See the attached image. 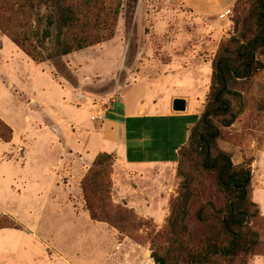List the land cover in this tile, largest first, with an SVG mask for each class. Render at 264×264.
Returning <instances> with one entry per match:
<instances>
[{
  "label": "rangeland",
  "instance_id": "1",
  "mask_svg": "<svg viewBox=\"0 0 264 264\" xmlns=\"http://www.w3.org/2000/svg\"><path fill=\"white\" fill-rule=\"evenodd\" d=\"M116 2L83 0L79 9L84 18L76 32L98 42L52 57L56 36L62 37L65 29L54 24L50 38L42 32L47 17L56 12L46 3L32 7L23 0H0V22L23 33L34 29L32 40L45 56L41 63L33 61L0 30V120L13 131L11 140L0 138V264H155L152 253L167 248L157 234L177 196L178 162L134 169L111 156L99 172L94 201L95 213L105 221L92 220L79 184L68 183L59 164L66 127L51 119L61 128L57 134L46 117L56 112L66 121L85 119L90 111L79 100L85 96L131 106L152 90L159 92L158 102L171 94L205 102L220 36L201 28L207 25L203 17L229 24L226 40L233 33V18L246 11L249 1L223 16L218 0H121L115 19ZM92 22L93 28L87 26ZM257 58L264 63V51ZM174 65L183 74L169 84L166 72ZM227 88L240 93L224 96L239 113L229 131L220 117L213 118L221 137L241 129L244 139L260 140L264 68L247 80L230 81ZM183 160L190 166L187 157ZM252 178V200L260 207L250 225L260 242L254 255H240L235 264H264V164ZM10 223L18 228L6 227ZM167 258L174 262L173 256Z\"/></svg>",
  "mask_w": 264,
  "mask_h": 264
},
{
  "label": "trees",
  "instance_id": "2",
  "mask_svg": "<svg viewBox=\"0 0 264 264\" xmlns=\"http://www.w3.org/2000/svg\"><path fill=\"white\" fill-rule=\"evenodd\" d=\"M23 1L32 7L37 5L34 2L46 3L56 12L47 17L43 38L51 37L54 24L58 29H65L62 37L56 36L52 57L98 42L92 36L76 32L84 18L79 9L83 0L79 3L78 0ZM120 1L117 0L114 7L115 19ZM247 1L246 11L233 18V33L218 44L211 61V81L203 110L191 126L187 142L178 150L177 196L170 201L169 215L163 230L157 234L167 243V248L165 254L152 253L155 264H235L238 256H251L257 251L260 234L250 223L259 214V207L252 200L250 162L232 163L231 154L218 145L222 128L213 122L214 117H220L221 126L229 127L237 120L239 110L233 112L224 96H239L240 93L229 90L228 83L247 80L264 68V63L257 58V54L264 51V0H235L232 7L240 11ZM89 25L93 28L95 23H87ZM0 30L7 32L33 61L45 60L32 40L36 35L34 29L28 27L23 33L0 22ZM12 133V129L0 120V138L9 141ZM111 156L106 152L98 153L79 183L92 220L105 221L95 213L94 201L96 189L101 186L99 172ZM184 157L190 160V166L184 165ZM6 227L16 229L18 225L10 223ZM198 228H202V232L196 233ZM168 255L174 257V262H168Z\"/></svg>",
  "mask_w": 264,
  "mask_h": 264
},
{
  "label": "crops",
  "instance_id": "3",
  "mask_svg": "<svg viewBox=\"0 0 264 264\" xmlns=\"http://www.w3.org/2000/svg\"><path fill=\"white\" fill-rule=\"evenodd\" d=\"M218 1L221 4L219 15L225 9L231 8L235 2ZM215 2L218 3L217 0ZM203 19L207 21V25H201V28H207L208 33L220 36L218 44L223 35L231 30L230 25L222 21L216 25L209 18ZM166 74L165 80L171 84L183 74V71L181 67L174 65ZM167 89L168 87H165L162 92L167 93ZM158 95L159 92L149 90L146 98L138 100L131 106H127L124 100L115 98L94 102V99L84 95L85 98L79 100L86 102L84 106L89 109L90 115L76 122L62 119L56 112L48 114L46 118L50 120L55 133L58 134L61 129L57 125L66 127L67 135L59 164L64 165L68 183L79 184L89 165L101 152L112 154L116 160L134 169L176 163L178 150L187 142L190 128L202 112L204 101L198 99L193 102L187 95L171 94L165 97V102H158L155 98ZM174 98L185 100L184 111L176 112L172 109ZM240 108L243 109V106ZM98 114L101 115L100 118L91 120L90 117ZM51 119H56L57 125L53 124L54 120ZM234 123L226 127L228 131L235 125ZM234 131L236 135L229 133L219 138L218 145L231 154L234 165L250 162L253 176L255 168L264 164V136L260 140L254 138L246 140L241 129ZM71 139L73 141L70 142Z\"/></svg>",
  "mask_w": 264,
  "mask_h": 264
},
{
  "label": "water",
  "instance_id": "4",
  "mask_svg": "<svg viewBox=\"0 0 264 264\" xmlns=\"http://www.w3.org/2000/svg\"><path fill=\"white\" fill-rule=\"evenodd\" d=\"M172 109L176 112L185 110V100L183 98H174L172 101Z\"/></svg>",
  "mask_w": 264,
  "mask_h": 264
},
{
  "label": "built area",
  "instance_id": "5",
  "mask_svg": "<svg viewBox=\"0 0 264 264\" xmlns=\"http://www.w3.org/2000/svg\"><path fill=\"white\" fill-rule=\"evenodd\" d=\"M229 13H230V9H225L224 12L222 13V15L225 16V15H227ZM100 117H101V115H99V114L96 115V119L100 118ZM92 118L94 119L95 117H92Z\"/></svg>",
  "mask_w": 264,
  "mask_h": 264
}]
</instances>
